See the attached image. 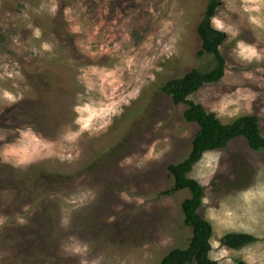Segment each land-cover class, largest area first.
<instances>
[{
    "label": "rangeland",
    "instance_id": "rangeland-1",
    "mask_svg": "<svg viewBox=\"0 0 264 264\" xmlns=\"http://www.w3.org/2000/svg\"><path fill=\"white\" fill-rule=\"evenodd\" d=\"M210 0H0V264H161L193 237L169 167L199 131L163 88L194 69ZM227 69L190 99L264 135V0H221ZM219 264H264V152L244 138L189 174ZM258 242L240 250L229 234Z\"/></svg>",
    "mask_w": 264,
    "mask_h": 264
},
{
    "label": "trees",
    "instance_id": "trees-1",
    "mask_svg": "<svg viewBox=\"0 0 264 264\" xmlns=\"http://www.w3.org/2000/svg\"><path fill=\"white\" fill-rule=\"evenodd\" d=\"M220 5L221 0H210L206 17L198 31L202 39V49L198 56L213 57L214 67L207 73L194 69L182 78L169 81L163 88V91L172 97L175 105L187 107L184 113L185 121L197 124L200 129L193 139L188 157L169 167L173 187L165 192V195L180 191L190 192L191 198L182 203L181 209L184 224L192 229L193 237L186 248L172 250L161 264H219L210 257L213 226L200 215L205 189L200 183L190 179L189 174L207 153L226 149L230 142L239 138L246 139L254 152H264V135L257 116H244L232 124L225 125L216 114L207 112L204 106L190 99L206 85L219 83L227 69L226 60L220 51L227 35L213 28L211 24ZM257 242L256 237L244 233L229 234L222 239V244L233 250H240Z\"/></svg>",
    "mask_w": 264,
    "mask_h": 264
}]
</instances>
